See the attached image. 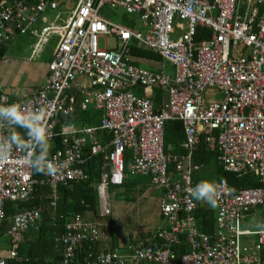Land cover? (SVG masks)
<instances>
[{"label": "built area", "instance_id": "built-area-1", "mask_svg": "<svg viewBox=\"0 0 264 264\" xmlns=\"http://www.w3.org/2000/svg\"><path fill=\"white\" fill-rule=\"evenodd\" d=\"M121 9L137 20L128 29L102 17L104 9ZM53 14L54 16H51ZM43 16L40 32L32 26ZM199 29L210 39L195 42ZM178 31L179 38H172ZM32 34V58L56 39L44 84L23 101L0 94V225L6 202L26 201L37 185H47L57 200V187L83 181L82 166L103 157L97 186L99 215L111 214L107 189L129 177L147 176L162 190L164 225L152 238L130 247L91 255L96 264H264V229L251 231L242 219L264 212V0H14L0 4V43ZM16 36V37H15ZM100 37H113L117 50L100 49ZM161 57L153 72L130 64V43ZM164 63L173 69L172 77ZM135 97L133 90L141 92ZM167 101L157 110L152 91ZM83 94L78 107L100 112L97 126L73 127L68 116L76 108L72 91ZM214 92H209V91ZM208 96V101L205 97ZM218 96L221 97L217 100ZM15 106V107H14ZM181 121L184 155H167L164 126ZM25 125L23 140L10 137L13 125ZM106 132L108 140L99 133ZM199 137L220 153L224 170L254 176L257 187L237 190L226 180L217 185L216 206L192 193V162ZM59 138L62 149L37 162L44 178L33 176V155L40 142ZM132 152L127 169L124 152ZM52 171H49V168ZM200 205L215 211L212 235L199 231L194 213ZM40 209L13 216L7 232L14 247L0 264L20 261L15 248L29 230L38 231ZM102 234L96 223L75 216L60 237L61 259L41 264H72L82 242L94 244ZM173 246L187 247L179 257Z\"/></svg>", "mask_w": 264, "mask_h": 264}, {"label": "trees", "instance_id": "trees-1", "mask_svg": "<svg viewBox=\"0 0 264 264\" xmlns=\"http://www.w3.org/2000/svg\"><path fill=\"white\" fill-rule=\"evenodd\" d=\"M109 9V8H108ZM105 10V9H104ZM120 24L125 25L126 28L132 29L136 27L137 20L134 17L123 14ZM211 34L205 29H199L198 35L195 38L196 43H200L203 39H210ZM15 39V38H14ZM10 42L0 43V60L6 56ZM130 64L140 67L143 62L153 63L160 66L163 64L161 57L149 50L139 46L135 42L130 43ZM158 70V71H160ZM156 71V72H158ZM153 102L156 104L157 110L160 109V104L167 99V94L161 89L154 90ZM3 92L0 91V94ZM76 99V108L68 116L67 123L73 127L84 126H97L100 123V112L96 111L93 107H89L85 111L81 110L78 105L83 98V94L78 91H72ZM10 137L15 140H23L28 135V130L25 125H13L9 131ZM101 140H108L109 136L106 132L99 133ZM185 141L184 126L181 121L167 122L164 126V150L167 155H184L185 151L181 148L182 143ZM64 146L61 144L59 138L51 142H40L35 149L33 155V176L36 179L44 178V168L37 164L52 155L55 151L62 149ZM220 153L218 151H210L204 144L203 137H199L197 145L192 154V162L200 166V170L194 172L192 175V182L198 185L203 181L214 182L218 184L221 180H226L229 186L237 190L257 187V178L254 176L239 177L233 173L226 172L222 163L219 161ZM132 152L126 150L124 152V161L127 169L128 164L131 162ZM103 157H94L89 159L82 169L86 175L83 181L75 182L70 181L64 185L57 187V200L54 207L50 205L52 193L47 185H37L33 194L26 201L21 202H6L4 205V219L0 225V240L6 237L11 221L14 215L30 209H40L42 221L38 231L29 230L23 236V240L17 244L15 251L20 261H12L13 264H41L49 262H57L61 259V244L59 243L60 237L65 233V225L70 222L75 216H81L85 221H98L101 217L99 215V198L97 186L100 182V172L103 165ZM42 170H38L37 167ZM134 177H129L121 187V194L125 200L135 202L136 199L142 194L143 189L140 188L135 180H130ZM135 179V178H134ZM111 188V187H109ZM108 188V189H109ZM111 216V214L109 215ZM107 216V217H109ZM195 221L201 233L212 235L215 231V211L207 205H200L194 213ZM160 219L163 220L160 214ZM94 223V222H93ZM264 229V223H262ZM155 230L148 233H140L138 240H132L130 237V246L128 250L120 248L122 253L129 254L130 247L137 246L146 238H152ZM119 236L116 234L115 229L112 230L111 242L113 248H119L117 241ZM3 246L0 243V247ZM9 248L14 247L11 239L7 243ZM110 248V249H113ZM102 250V251H108ZM173 252L176 256H180L188 249L185 246H173ZM100 252L99 242L89 244L82 242L79 244L75 251V259L72 264H96L91 255ZM145 264V263H141Z\"/></svg>", "mask_w": 264, "mask_h": 264}, {"label": "rangeland", "instance_id": "rangeland-1", "mask_svg": "<svg viewBox=\"0 0 264 264\" xmlns=\"http://www.w3.org/2000/svg\"><path fill=\"white\" fill-rule=\"evenodd\" d=\"M102 17L108 21L120 24L121 17L124 12L121 9H105L101 12ZM51 16H54L51 14ZM43 16L39 17L38 21L32 26L37 32H40L42 27ZM180 33L176 31L172 38H179ZM34 44V40L30 37H19L14 40L9 46L6 52L5 59L7 63L0 60V87L9 89L10 93L13 94L20 89L26 91L29 88L37 89V87H29L27 80L33 81V84H39L43 72L47 67L48 59L51 53L55 51V44H51L39 55L35 60L30 61L29 56L31 53V46ZM100 49L108 48L109 50H117L118 42L113 37H100L98 41ZM141 68L156 72L160 70V66L153 63L143 62L139 65ZM164 70L167 75L172 77L173 69L168 63H164ZM48 72V70H47ZM42 86V85H41ZM39 86V88L41 87ZM28 87V88H27ZM19 89V90H18ZM148 89H141V92H148ZM33 92V91H32ZM214 92V91H209ZM135 97H139L138 91L133 90ZM15 94V95H17ZM217 100L221 97L218 96ZM209 97H205V101H208ZM135 178V179H134ZM130 180H135L140 188L143 189L142 194L136 199L135 202L125 200L123 194H121L120 188L111 187L107 189L108 204L112 207V214L109 217L100 218L96 223L100 229L102 237H106L107 240L111 239L112 230L115 229L116 234L120 237L118 244L128 236H135L132 240L136 241L140 238V233H148L151 230H156L158 227L163 226V222L159 218V201L162 196V190L154 187L151 184V180L147 176H135ZM263 220L264 223V212L259 211L254 215L246 216L242 219L245 228L256 231L263 226L257 219ZM112 225V226H110ZM129 239V238H128ZM120 240V241H119ZM9 237H2L0 240L2 256H6L8 253L9 246L7 243ZM139 241V240H138ZM120 248V247H119Z\"/></svg>", "mask_w": 264, "mask_h": 264}, {"label": "crops", "instance_id": "crops-1", "mask_svg": "<svg viewBox=\"0 0 264 264\" xmlns=\"http://www.w3.org/2000/svg\"><path fill=\"white\" fill-rule=\"evenodd\" d=\"M12 1H14V0H0V4H5V5H8V4H10ZM43 21V20H42ZM42 24H43V22H42ZM35 31H37L36 29H34ZM30 37V38H32L33 40H34V38H33V35L32 34H25V35H18L15 39H11L9 42H10V44L14 41V40H16L17 38H19V37ZM51 42H53L54 44H55V46L57 45V43H56V39H51L48 43H47V45L45 46V47H47V46H49L50 44H51ZM45 47L44 48H42L41 50H40V52H38L37 53V55H35L33 58H32V48H33V45L31 46V53H30V56H29V60L30 61H32V60H35L36 58H38L39 57V55L43 52V49H45ZM52 57H53V53H51V55H50V57H49V59H48V62H47V65H48V63L52 60ZM3 62H5V63H7L8 62V60L7 59H3L2 60ZM46 76H47V67H46V70H45V72H43V74H42V76H41V80H40V82H39V84L37 85V84H33V81H31V80H27V82L26 83H30L29 84V87H32V86H34V87H37V89L39 88V86H41V85H43L44 84V82H45V79H46ZM28 88V87H27ZM19 90V89H18ZM35 90L36 89H34L33 90V88H29V89H27L26 91H23L22 89H20L19 91H18V94H17V92H15V93H13V94H9L10 93V91H9V89L7 90V89H5V88H3V87H0V91H2L3 93H5L6 95H7V97L9 98V100L10 101H13V100H19V101H23V100H25L26 98H28L32 93H34L35 92ZM33 91V92H32ZM138 93L140 94V96H142V95H144L143 94V92H139L138 91ZM15 94H17V95H15ZM154 94H155V91H152V93H151V98L153 99V96H154ZM167 101V99H165V101H163L161 104H160V106L162 105V104H164L165 102ZM159 106V107H160ZM161 197V196H160ZM111 214H112V207H111ZM256 214V213H255ZM254 215V214H253ZM159 216H160V214H159ZM160 218V217H159ZM90 221H92L91 219H89ZM162 222H163V225H164V221L163 220H161ZM257 222L259 223L260 222V224L262 225V223H263V220H262V218L261 219H257ZM110 226H112V225H110ZM263 226V225H262ZM260 229H263V228H260ZM154 231V230H153ZM130 237L131 236H128L127 237V239H125V237H124V240L122 241V242H120V245L117 243V246L116 247H120V248H122V249H126V251L128 250V247L130 246ZM133 237H135V236H133ZM120 238V237H119ZM129 238V239H128ZM112 240L110 239V240H107L106 239V237L104 236V237H101L100 238V240L98 241L99 242V249H100V251H102V250H107V249H110V248H113V246H112V242H111ZM120 241V240H119ZM139 242H141L140 240H139ZM115 248V247H114ZM7 254V253H6Z\"/></svg>", "mask_w": 264, "mask_h": 264}, {"label": "clouds", "instance_id": "clouds-1", "mask_svg": "<svg viewBox=\"0 0 264 264\" xmlns=\"http://www.w3.org/2000/svg\"><path fill=\"white\" fill-rule=\"evenodd\" d=\"M37 169L42 170L40 167H37ZM49 171H52L51 167L49 168ZM192 193L197 200L207 199L212 207L216 206V200L214 197L217 193V185L214 182L203 181L192 190Z\"/></svg>", "mask_w": 264, "mask_h": 264}]
</instances>
